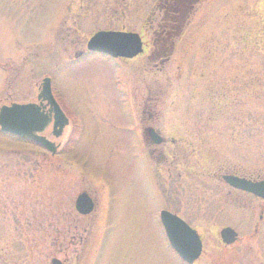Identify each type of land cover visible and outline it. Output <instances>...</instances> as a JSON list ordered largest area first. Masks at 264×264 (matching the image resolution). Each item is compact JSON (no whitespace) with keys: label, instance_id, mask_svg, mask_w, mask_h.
Listing matches in <instances>:
<instances>
[{"label":"rangeland","instance_id":"374dc122","mask_svg":"<svg viewBox=\"0 0 264 264\" xmlns=\"http://www.w3.org/2000/svg\"><path fill=\"white\" fill-rule=\"evenodd\" d=\"M161 1L0 0V105L36 102L54 77L71 122L63 142L82 139L70 144L74 165L60 152L55 172L42 149L0 135V264H185L160 223L177 199L200 208L183 213L203 236L197 264H264L263 202L221 181L264 179V0H199L163 64ZM101 30L140 35L143 55L66 63ZM129 95L135 106L150 98L165 144L140 148L127 134ZM83 192L97 203L85 217ZM221 207L229 215L213 220ZM224 224L239 233L232 248Z\"/></svg>","mask_w":264,"mask_h":264},{"label":"water","instance_id":"95a60500","mask_svg":"<svg viewBox=\"0 0 264 264\" xmlns=\"http://www.w3.org/2000/svg\"><path fill=\"white\" fill-rule=\"evenodd\" d=\"M87 48L91 52L108 55L115 59H133L144 51L142 39L138 34L119 31L95 33L89 40ZM39 99L47 101L52 106L55 113L54 134L56 137L61 136L68 126L69 120L54 99L49 78L43 80ZM51 121L52 118L35 104H13L0 108V131L2 133L31 140L46 150L56 153L55 144L41 135L51 124ZM149 134L154 144L163 143V138L154 129H149ZM223 180L236 190L253 194L264 200V180L252 181L231 175L223 176ZM94 209L95 203L87 193L78 196L76 210L79 214L89 215ZM160 219L174 252L187 264H193L198 260L202 254L203 244L197 231L168 211H162ZM221 238L226 245H232L237 241L238 234L234 229L228 227L221 231ZM52 264H62V262L53 259Z\"/></svg>","mask_w":264,"mask_h":264},{"label":"flooded vegetation","instance_id":"af4514ba","mask_svg":"<svg viewBox=\"0 0 264 264\" xmlns=\"http://www.w3.org/2000/svg\"><path fill=\"white\" fill-rule=\"evenodd\" d=\"M93 57H100V58L110 59V57H108V56H103V55H100V54H97V53H94V52H89L87 49H84V50H81L80 52H78L72 59H69L68 62H66V63H68V64H76V63H78L79 64L84 59L93 58ZM50 79H51V88H52L53 96H54L56 102L58 103V105L60 106L61 110L63 111V113L69 118V114H68L69 111H66V108L62 105V103L60 101V98L57 96V94L55 92V89L56 88H55V84H54L55 82L53 80L54 77L53 78L50 77ZM39 95L40 94L38 93V95L36 97V102H31V103L38 105L40 107V109H41L42 112H44L45 114H47L48 116H50L52 119H54L55 113H54V110H52V106L50 104H48V102L44 101L43 99L40 100L39 99ZM133 99L134 98H131L130 95L128 96V99H127V106L129 108V117H130L129 118V121L132 124L131 127H130V129H129V131H127V134H133V132H136L137 144L138 145H140V143L138 142V141H140L141 142V145L142 146L145 145V147H147V148H150L151 146H156V145L153 144V142L151 140V137H150V134H149V129L150 128H153V127L150 126V123H149V121L151 120V117H152L151 110H150V105H149L150 98L148 97V99H146V98L141 99L139 101V106H137V105L135 106ZM13 103L14 102L9 103V104L4 103V104H1L0 107L5 106V105H8L9 106V105H11ZM147 117H148V119H147ZM69 120H70V118H69ZM53 125H54V120H53L52 124L46 129V131L43 134L44 136H46V138L48 140L52 141L57 146V151H56L55 154L44 151L45 154L49 155L50 156V159H52L51 161H48V163H49L48 167L50 166L52 169H55L56 168V169L59 170L60 165H58V163L54 160V158H59L60 152H63V154L67 158L65 160H62V161H59V162H61V166H64V167L67 166L69 168L72 165H74L73 164L74 161H70L69 160V158H70V152H71V148H72L70 146V144H72V143L79 144V141L78 142H76V141L78 139L79 140H82V139H80L79 137H78V139H76L75 137H71L70 136V137L67 138V141L63 142V139L62 138L66 134L65 133L66 129L63 132L62 136L59 137V138H57V137H55V134H54ZM136 128H138L139 130H137ZM0 135L8 136V137H10L13 140L23 142L26 145H30L32 147H36V148L39 149V146L36 143H33V142L29 141V140L21 139V138L14 137V136H11V135H4V134H1V133H0ZM50 138H53V140L50 139ZM61 139H62V142L60 141ZM54 140H58V141H54ZM165 143H166V140H165V142L163 144H165ZM141 145H140V148H141ZM155 152H156L155 150H153L152 152L151 151H148V154L150 155L151 153L153 154ZM33 153H35V152H33ZM143 154H144V152H143ZM35 155H37V154L35 153ZM144 156H145V154H144ZM159 156H160V158L162 160H165L166 159L165 158V155L163 153H161L160 151H159ZM146 160H147V158H146ZM30 162L32 163V161H30ZM146 162L149 163L148 161H146ZM172 162H173V163H171L172 165H175V166L178 165V164H175L174 161H172ZM158 164L167 165V164H169V162L168 161H158ZM35 165H36V167L38 166V161H35ZM148 170H149V166H148ZM225 175H234V176L242 177L241 175H238V174H224V175L221 176V181H223V176H225ZM180 177H182V174H180ZM228 189H229V192L230 193L237 192V193H242V194L246 195V193H243L241 191L234 190V189H232L230 187H228ZM255 199L260 200L261 202H263L262 204H264V201L263 200H261L259 198H255ZM179 200H181V199H177V206L175 208H173L172 210H169V211L171 213L177 215L178 217H180L187 224H189L192 228L196 229L199 232V234L201 235V238H202V241H203V236L200 233V231L197 228V226L194 225L193 220L189 219L187 216H185L183 214L184 212H186V213H188V214H190L192 216L199 215L200 213L198 212V209H200V208L198 206L193 205L194 202L190 203V205H188V206H183V201L181 202ZM95 203H96V201H95ZM96 206H97V203H96ZM221 214L228 216L229 215V212H224V209H223V211H220V210L219 211H216V212H214L213 220H217L220 217ZM200 216H202V215L200 214ZM263 220H264V215H261L260 216V221L258 223H262ZM228 226L229 225L224 224L222 226V228H225V227H228ZM259 226L260 225L258 224L257 227H256V232L259 231V229H258ZM239 241H240V238L238 239V242L237 243H239ZM222 245H223V248H232L233 247V246H227V245H224V244H222ZM178 258L182 261V259L180 257H178ZM201 259H202V257H200V259L197 260L194 264H197Z\"/></svg>","mask_w":264,"mask_h":264},{"label":"trees","instance_id":"16d2710c","mask_svg":"<svg viewBox=\"0 0 264 264\" xmlns=\"http://www.w3.org/2000/svg\"><path fill=\"white\" fill-rule=\"evenodd\" d=\"M199 0H162L159 10L164 11L163 23L160 26L159 32H156L154 37L153 52L155 59H160L164 63L169 60L173 51L174 39L179 36L183 27L188 20L193 6ZM57 172L58 169H49Z\"/></svg>","mask_w":264,"mask_h":264}]
</instances>
